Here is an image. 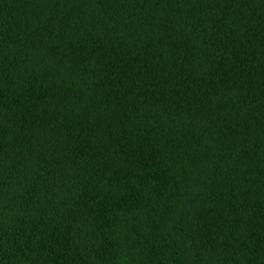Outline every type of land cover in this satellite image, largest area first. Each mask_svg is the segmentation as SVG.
I'll list each match as a JSON object with an SVG mask.
<instances>
[{"label":"trees","instance_id":"obj_1","mask_svg":"<svg viewBox=\"0 0 264 264\" xmlns=\"http://www.w3.org/2000/svg\"><path fill=\"white\" fill-rule=\"evenodd\" d=\"M0 264H264V0H0Z\"/></svg>","mask_w":264,"mask_h":264}]
</instances>
